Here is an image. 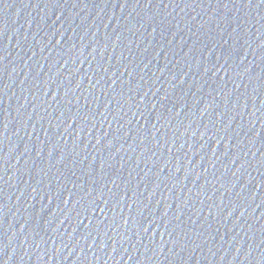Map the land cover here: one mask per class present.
Returning a JSON list of instances; mask_svg holds the SVG:
<instances>
[{"label": "water", "instance_id": "95a60500", "mask_svg": "<svg viewBox=\"0 0 264 264\" xmlns=\"http://www.w3.org/2000/svg\"><path fill=\"white\" fill-rule=\"evenodd\" d=\"M0 264H264V0H0Z\"/></svg>", "mask_w": 264, "mask_h": 264}]
</instances>
